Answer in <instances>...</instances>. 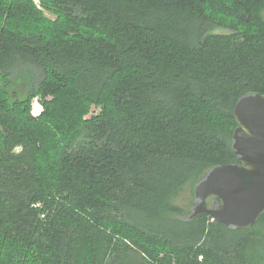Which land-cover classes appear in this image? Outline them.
I'll use <instances>...</instances> for the list:
<instances>
[{
  "label": "trees",
  "instance_id": "1",
  "mask_svg": "<svg viewBox=\"0 0 264 264\" xmlns=\"http://www.w3.org/2000/svg\"><path fill=\"white\" fill-rule=\"evenodd\" d=\"M37 1L0 0V264H264V213L230 231L171 203L237 163L264 0Z\"/></svg>",
  "mask_w": 264,
  "mask_h": 264
},
{
  "label": "water",
  "instance_id": "2",
  "mask_svg": "<svg viewBox=\"0 0 264 264\" xmlns=\"http://www.w3.org/2000/svg\"><path fill=\"white\" fill-rule=\"evenodd\" d=\"M219 34V33H218ZM230 148L237 163L209 168L195 182L189 222L205 214L230 231L251 228L264 213V95L249 93L234 105Z\"/></svg>",
  "mask_w": 264,
  "mask_h": 264
},
{
  "label": "rangeland",
  "instance_id": "3",
  "mask_svg": "<svg viewBox=\"0 0 264 264\" xmlns=\"http://www.w3.org/2000/svg\"><path fill=\"white\" fill-rule=\"evenodd\" d=\"M34 5L39 8L38 5V1L37 0H32ZM261 16L264 19V10L261 12ZM50 17V16H48ZM51 18V17H50ZM215 33H226V31L224 30H215ZM41 106L38 103V101L35 99L33 100L32 104H31V114L32 113H36V110L40 109ZM98 110L96 109H92L91 114H97ZM193 187L194 185L192 183H189L187 185H185L182 190L180 191V193L172 200V205H174L175 207H177L180 210V214L181 215H186L187 212L189 211L191 205H192V200L194 198V191H193ZM174 229L178 232L184 233V231L187 229L186 227L180 226L178 224L175 225ZM260 233L262 232L263 236H264V226H260L257 229Z\"/></svg>",
  "mask_w": 264,
  "mask_h": 264
},
{
  "label": "built area",
  "instance_id": "4",
  "mask_svg": "<svg viewBox=\"0 0 264 264\" xmlns=\"http://www.w3.org/2000/svg\"><path fill=\"white\" fill-rule=\"evenodd\" d=\"M41 111H42V108L36 110V113L35 114L32 113V116H34V117L38 116L41 113Z\"/></svg>",
  "mask_w": 264,
  "mask_h": 264
},
{
  "label": "clouds",
  "instance_id": "5",
  "mask_svg": "<svg viewBox=\"0 0 264 264\" xmlns=\"http://www.w3.org/2000/svg\"><path fill=\"white\" fill-rule=\"evenodd\" d=\"M14 152L19 153L21 151V146H17L13 149Z\"/></svg>",
  "mask_w": 264,
  "mask_h": 264
}]
</instances>
